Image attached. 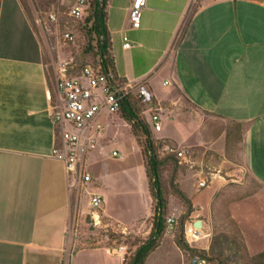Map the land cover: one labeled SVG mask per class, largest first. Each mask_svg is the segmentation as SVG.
<instances>
[{
  "label": "crops",
  "instance_id": "crops-1",
  "mask_svg": "<svg viewBox=\"0 0 264 264\" xmlns=\"http://www.w3.org/2000/svg\"><path fill=\"white\" fill-rule=\"evenodd\" d=\"M57 1L67 0H51ZM195 1L147 0L141 28L134 30L132 0H109L116 74L127 85H145L159 103L178 89L199 111L242 125L250 172L264 186V4L215 0L193 9ZM33 27L21 0H0V264H123L122 252L77 251L71 238L73 195L89 183L77 182L53 157L59 98ZM100 148L96 152L105 151ZM93 194L103 199L101 215L113 222L104 194ZM160 251L159 264L188 262L169 234L146 264Z\"/></svg>",
  "mask_w": 264,
  "mask_h": 264
},
{
  "label": "rangeland",
  "instance_id": "rangeland-1",
  "mask_svg": "<svg viewBox=\"0 0 264 264\" xmlns=\"http://www.w3.org/2000/svg\"><path fill=\"white\" fill-rule=\"evenodd\" d=\"M21 1L39 32L52 85L56 81L52 69L60 61L73 60L77 71L85 66L98 67L95 40L90 41L79 27H83L81 21L69 19L65 14L72 1L54 4L48 0V5H40L38 0ZM212 1L215 0H196L193 9ZM253 1L264 4V0ZM53 7L61 11L62 30L76 35L74 44L58 46L52 34L47 43L41 25L55 11H50ZM50 29L53 32V28ZM132 103L140 119L148 124L155 113L163 119V133H155L149 125L152 140L161 147L158 153L163 162L166 218L179 220L178 228L165 234L173 236L176 243L180 239L197 251L209 245L206 256L211 259L210 264H264V260H258L264 253V186L250 172L243 127L199 111L178 89L164 94L160 103L153 100V109L136 98ZM101 119V123L108 124L101 142L105 151L96 152L89 160L87 170L93 177L88 186H80L74 192L71 238L77 242V251L108 248L109 255L114 253L112 250L125 248L123 264H128L125 258L129 261L134 244L142 243L151 234L156 207L143 156L146 138L141 133L135 135L132 125L121 114ZM172 122L178 127H173ZM112 150L119 151L124 159L112 157ZM172 150L184 153V157H178ZM97 176H101V181L95 178ZM202 181L207 185L200 189ZM177 189L187 196L190 205L180 199ZM95 191L104 194L113 222L101 215L104 203L98 210L99 215L91 209L90 201ZM96 216H100L99 222L94 220ZM193 221H205L203 227L211 236L189 245L184 229ZM169 240V237L164 240V247L169 245ZM182 252L188 259L187 264L194 255H202ZM164 255L163 251L156 254L153 264H159Z\"/></svg>",
  "mask_w": 264,
  "mask_h": 264
},
{
  "label": "built area",
  "instance_id": "built-area-1",
  "mask_svg": "<svg viewBox=\"0 0 264 264\" xmlns=\"http://www.w3.org/2000/svg\"><path fill=\"white\" fill-rule=\"evenodd\" d=\"M147 6V0H132L129 17L131 28H141L143 11ZM89 9V0H76L65 13L69 19L82 21ZM61 11L55 10L48 15L46 23L41 25L49 43L52 35L56 36V44L68 45L76 42V35L73 32L63 31L60 26ZM50 27L53 28V32ZM49 32V34L47 32ZM51 31V32H50ZM52 34V35H51ZM130 48V43L124 45ZM56 77V88L59 98L58 105L54 109L53 124L60 130V143L53 150V157L61 161L69 175L83 184L91 182L88 173V158L101 147L104 137L105 126L100 122L103 116H114L120 114L124 101L133 96L141 103L152 106L153 95L145 85L131 86L116 80L112 75L106 74L101 67L85 66L80 71L76 70L74 61H60L54 68ZM150 125L155 133L163 131V122L160 114L151 115ZM61 128V129H60ZM172 153L183 158L184 153ZM112 157L124 159L118 151L112 152ZM206 181L199 183V188L206 187ZM103 199L93 195L90 207L98 214ZM99 215V214H98ZM97 217V218H96ZM94 217L95 221L100 216ZM196 221L188 222L185 225L184 236L186 242L191 245L201 240L208 239L211 235L206 233L203 224L201 228L195 226ZM179 226L176 217L166 218V231L174 232ZM125 248L113 250L114 254H120ZM196 264H210L207 258H193Z\"/></svg>",
  "mask_w": 264,
  "mask_h": 264
},
{
  "label": "trees",
  "instance_id": "trees-1",
  "mask_svg": "<svg viewBox=\"0 0 264 264\" xmlns=\"http://www.w3.org/2000/svg\"><path fill=\"white\" fill-rule=\"evenodd\" d=\"M108 2L109 0H89L87 16L81 21L83 27L81 25L79 27L86 32L90 41L95 40L96 42V50L99 58L97 66H100L103 72L112 75L116 80H118V75L116 74L115 70V60L112 53L111 35L107 25ZM63 26L64 25L62 24L61 27ZM34 29L37 33V28L35 27ZM120 81L124 83V81ZM134 99L135 97L129 96L124 101L120 114L123 116L125 121L132 125L133 133L135 135L141 133L146 138L145 147L143 148V156L146 161L145 167L146 174L150 182V191L156 201V207L151 234L142 243L134 244L135 250L133 254H131L129 257V261L127 257L125 258V261L128 262V264H146L151 254H153L159 248L161 241L167 232V201L164 195L162 181L163 162L158 153V150L161 147L152 140L150 125L144 120H141L138 116L132 103ZM175 163L177 164V162ZM176 194L183 202L187 203L188 205L191 204L187 196L179 189L176 190ZM177 245L182 251H188L190 253L200 252L202 255L200 257L197 256L198 258H207L209 261L211 260L208 256H206V251H197L191 249L180 239L177 241ZM193 258H196V256L194 255ZM258 260H264V253L259 256Z\"/></svg>",
  "mask_w": 264,
  "mask_h": 264
},
{
  "label": "water",
  "instance_id": "water-1",
  "mask_svg": "<svg viewBox=\"0 0 264 264\" xmlns=\"http://www.w3.org/2000/svg\"><path fill=\"white\" fill-rule=\"evenodd\" d=\"M202 224H203V221H197V222L195 223V226H197L198 228H201ZM192 264H196V260H195V259H194V261H193Z\"/></svg>",
  "mask_w": 264,
  "mask_h": 264
},
{
  "label": "bare ground",
  "instance_id": "bare-ground-1",
  "mask_svg": "<svg viewBox=\"0 0 264 264\" xmlns=\"http://www.w3.org/2000/svg\"><path fill=\"white\" fill-rule=\"evenodd\" d=\"M203 227V226H202Z\"/></svg>",
  "mask_w": 264,
  "mask_h": 264
}]
</instances>
